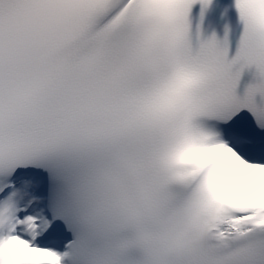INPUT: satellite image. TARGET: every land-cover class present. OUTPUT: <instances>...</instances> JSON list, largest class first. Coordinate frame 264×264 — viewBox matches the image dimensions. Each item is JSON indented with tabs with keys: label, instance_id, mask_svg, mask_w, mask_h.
Wrapping results in <instances>:
<instances>
[{
	"label": "snow or ice",
	"instance_id": "1",
	"mask_svg": "<svg viewBox=\"0 0 264 264\" xmlns=\"http://www.w3.org/2000/svg\"><path fill=\"white\" fill-rule=\"evenodd\" d=\"M0 264H264V0H0Z\"/></svg>",
	"mask_w": 264,
	"mask_h": 264
}]
</instances>
